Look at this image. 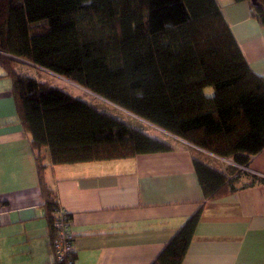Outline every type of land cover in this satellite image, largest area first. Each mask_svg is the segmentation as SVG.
I'll return each mask as SVG.
<instances>
[{
	"label": "trees",
	"instance_id": "trees-1",
	"mask_svg": "<svg viewBox=\"0 0 264 264\" xmlns=\"http://www.w3.org/2000/svg\"><path fill=\"white\" fill-rule=\"evenodd\" d=\"M235 1H247L264 26V0ZM15 57L239 165L264 149V77L250 67L217 0H0V77L12 79L18 118L30 136L51 239V212L59 203L45 180V148L53 165L174 148L17 70L28 64ZM194 166L205 200L236 190L226 170L197 159ZM202 211L151 264L183 263Z\"/></svg>",
	"mask_w": 264,
	"mask_h": 264
},
{
	"label": "crops",
	"instance_id": "crops-1",
	"mask_svg": "<svg viewBox=\"0 0 264 264\" xmlns=\"http://www.w3.org/2000/svg\"><path fill=\"white\" fill-rule=\"evenodd\" d=\"M217 1L250 67L264 77V26L247 1ZM12 86L0 77V264H55L35 155ZM205 92L213 94L211 87ZM171 135L179 139L173 150L126 158L53 165L44 149L46 183L71 215L74 264H151L202 206L182 264H264V149L230 174L236 190L205 200L194 159L226 168Z\"/></svg>",
	"mask_w": 264,
	"mask_h": 264
},
{
	"label": "rangeland",
	"instance_id": "rangeland-1",
	"mask_svg": "<svg viewBox=\"0 0 264 264\" xmlns=\"http://www.w3.org/2000/svg\"><path fill=\"white\" fill-rule=\"evenodd\" d=\"M28 64V63H27ZM16 69L22 72H25L29 75L38 77V79L40 80H48L51 81L53 84L58 85L68 91H70L71 93H73L76 96H82L84 97V99L92 104H94L96 107H98L99 109L102 110H107L108 112L114 114L115 116L125 120L126 122H128L129 124L141 128V130H143L145 133L162 139L166 142H168L171 145L176 144L179 139H177L176 137H174L173 135H171L168 131L162 129H159L157 127H154L150 124H148L147 122L123 111L122 109L116 107L115 105L109 103L108 101L96 96L93 93H90L88 91H86L85 89L57 76L54 75L50 72H48L47 70L43 69V68H39L36 66H33L31 64L28 65H17ZM214 162L217 166L222 167V168H226V171L233 175V174H239L242 169L233 164L232 162L233 159L232 158H227V161H224L222 159H217L214 157Z\"/></svg>",
	"mask_w": 264,
	"mask_h": 264
},
{
	"label": "built area",
	"instance_id": "built-area-1",
	"mask_svg": "<svg viewBox=\"0 0 264 264\" xmlns=\"http://www.w3.org/2000/svg\"><path fill=\"white\" fill-rule=\"evenodd\" d=\"M217 159L226 160V158L208 152ZM233 164L244 168L236 162ZM52 226L54 228V237L51 245L54 255V262L72 264L75 261L76 248L74 245V232L72 230V219L70 213L60 204H57L52 212Z\"/></svg>",
	"mask_w": 264,
	"mask_h": 264
},
{
	"label": "water",
	"instance_id": "water-1",
	"mask_svg": "<svg viewBox=\"0 0 264 264\" xmlns=\"http://www.w3.org/2000/svg\"><path fill=\"white\" fill-rule=\"evenodd\" d=\"M252 2H253V3H256V0H252ZM15 58L18 59V60H20V61H23V62H25V63L31 64V65H33V66H36V67H39V68H43V67H41V66H39V65H36V64H34V63H32V62H29V61L23 60V59H21V58H17V57H15ZM43 69H45V68H43ZM45 70H47L48 72H50V73H52V74H54V75H57V76H59V77L65 79V80H67V81L72 82L73 84H75V85H77V86H79V87L85 89L86 91H88V92H90V93H93V92H91L90 90L84 88L83 86H81V85H79V84H77V83H75V82H73V81H71V80H69V79H67V78H65V77H63V76H61V75H59V74H56V73H54V72H52V71H50V70H48V69H45ZM93 94H95V93H93ZM95 95L98 96V97H100V98H102V99H104V100H106V101H108L109 103L115 105L116 107L122 109L123 111H125V112H127V113H129V114H131V115H133V116H135V117H137V118H139V119H141V120H143V121H145V122H147V123H149V124H151V125H153V126H155V127H157V128H159V129H162V128L156 126L155 124H153V123H151V122H149V121H147V120H145V119H143V118H141V117H139V116H137V115H135V114H133V113H131V112L125 110V109H123L122 107H120V106H118V105H116V104L110 102L109 100H107V99H105V98H103V97H101V96H99V95H97V94H95ZM169 133H170V132H169ZM170 134H171V133H170Z\"/></svg>",
	"mask_w": 264,
	"mask_h": 264
},
{
	"label": "bare ground",
	"instance_id": "bare-ground-1",
	"mask_svg": "<svg viewBox=\"0 0 264 264\" xmlns=\"http://www.w3.org/2000/svg\"><path fill=\"white\" fill-rule=\"evenodd\" d=\"M70 82V81H69ZM72 83V82H71ZM149 124V123H148ZM151 125V124H150ZM153 126V125H152ZM155 127V126H154Z\"/></svg>",
	"mask_w": 264,
	"mask_h": 264
}]
</instances>
